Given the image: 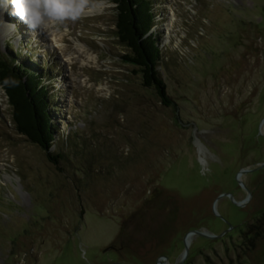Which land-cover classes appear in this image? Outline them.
Here are the masks:
<instances>
[{"label": "rangeland", "instance_id": "374dc122", "mask_svg": "<svg viewBox=\"0 0 264 264\" xmlns=\"http://www.w3.org/2000/svg\"><path fill=\"white\" fill-rule=\"evenodd\" d=\"M152 2L169 107L109 0L37 32L0 11V57L31 56L62 154L15 131L0 88V264H178L192 230L223 235L189 236L183 264L235 263L249 230L264 264V0Z\"/></svg>", "mask_w": 264, "mask_h": 264}, {"label": "trees", "instance_id": "16d2710c", "mask_svg": "<svg viewBox=\"0 0 264 264\" xmlns=\"http://www.w3.org/2000/svg\"><path fill=\"white\" fill-rule=\"evenodd\" d=\"M109 1L115 7L117 40L129 52L123 59L136 68L140 74L142 86L153 90L162 105L169 107L173 103L166 93L167 85L161 80L158 72L161 49L157 37L151 33L155 17L152 0ZM25 57L27 56L25 55ZM30 59L29 55V61L19 60V56H12L11 53L10 58L0 57V81L6 77H12L19 81L18 86L1 87L5 92L8 107H10V123L19 135L42 150L50 163L58 166L62 154L52 153L55 130L48 110L50 104L47 87L41 84L43 77L33 70L34 64ZM263 220L264 213H262V219H258L257 223L260 224ZM259 235L260 232L257 235L251 230L247 231V237H243L245 240L246 238L250 239L249 243L243 240L246 252L242 250L241 259L236 255L233 264H250V255L247 254V251L254 250L255 241ZM218 240L224 241V237L222 236Z\"/></svg>", "mask_w": 264, "mask_h": 264}, {"label": "clouds", "instance_id": "9594fccd", "mask_svg": "<svg viewBox=\"0 0 264 264\" xmlns=\"http://www.w3.org/2000/svg\"><path fill=\"white\" fill-rule=\"evenodd\" d=\"M34 32L46 26L63 23L66 20H77L86 15L89 0H0V11L8 10ZM19 81L6 77L0 81V87H15Z\"/></svg>", "mask_w": 264, "mask_h": 264}, {"label": "water", "instance_id": "95a60500", "mask_svg": "<svg viewBox=\"0 0 264 264\" xmlns=\"http://www.w3.org/2000/svg\"><path fill=\"white\" fill-rule=\"evenodd\" d=\"M0 88H1V87H0ZM1 89H2V88H1ZM2 91H3V90H2ZM3 92H4V91H3ZM4 94H5V93H4ZM248 171H249V170H241V171H239L237 177H239L241 174H243V173H245V172H248ZM225 196H227L228 198H230V199L232 200V196H231L230 194H225ZM232 201H233V200H232ZM233 202H234V201H233ZM234 205H236V206H240V203L234 202ZM213 213L216 215V212H215L214 209H213ZM230 228H231V226L229 225V229H230ZM192 235L200 236V237L207 238V239H213V238H216V237H219V236L223 235V233H221V234H219V235H213V234H208V233H206V232L199 231V230H192V231H189V232L185 235V237L183 238V252H182V256H181L180 261H178V262H179L178 264H183V263H184V260H185L187 254H188V245L185 243V239H186L187 237H189V236H192ZM108 249H110V248L108 247ZM108 249H106V250H108ZM106 250H105V251H106ZM164 259H166V258L164 257ZM155 264H162V263L160 262V260H158V261H156Z\"/></svg>", "mask_w": 264, "mask_h": 264}, {"label": "bare ground", "instance_id": "6f19581e", "mask_svg": "<svg viewBox=\"0 0 264 264\" xmlns=\"http://www.w3.org/2000/svg\"><path fill=\"white\" fill-rule=\"evenodd\" d=\"M92 12H93V10H89V11L87 12V14L92 13ZM189 242H190V237H187V238L185 239V243L188 245Z\"/></svg>", "mask_w": 264, "mask_h": 264}]
</instances>
